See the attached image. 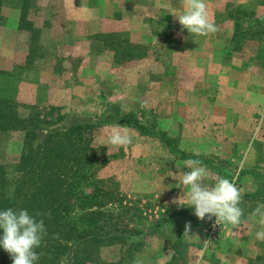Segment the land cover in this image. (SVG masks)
<instances>
[{"label": "rangeland", "instance_id": "obj_1", "mask_svg": "<svg viewBox=\"0 0 264 264\" xmlns=\"http://www.w3.org/2000/svg\"><path fill=\"white\" fill-rule=\"evenodd\" d=\"M17 3V0H9L0 10V71L16 73L13 80V95L20 105L19 116L26 117L31 107H39L42 116L48 114L51 108H56L60 111L59 115H66L70 123L80 120L94 124L95 129L90 136L93 144L99 147V161L107 162L99 172V178H112L120 184V191L125 195L126 204L132 207L137 215L134 227L144 234L132 238V241L142 239L144 242V247L136 255L133 264H151L152 238L160 239L163 243L161 252L169 250L176 255L172 264H202L209 258L216 263L227 251L223 238L229 225L217 245L204 251V235L210 220L207 216L200 220L194 215L193 208L179 205L176 198V195H182L186 189L180 182L184 172L189 169L181 166L182 168H177L175 173L169 171V176L174 179L171 181L168 196H159L158 190L152 193V181H157L161 174H166L165 167L174 163V160L179 164L182 159L194 158L184 154L186 150L182 149L180 137L172 139L167 136L168 132L162 125L168 119L165 115L167 112H162L164 117H160L158 108L150 107V102L144 107L142 106L144 103L141 104L137 100L134 93L141 86L134 77L129 76L130 68L137 66L140 69L138 74L144 78L142 82L149 85L144 89L145 92H151L152 84L156 81L160 82L162 91L174 92L177 87L170 78L176 79L177 82V78L184 79V84L178 88L182 96L186 91L192 92L198 83L195 78L196 71L178 69L173 66V61L181 63L184 60L185 54L182 49L196 46L197 36L192 37L182 27H172L162 22H148L144 24L149 27L153 38L144 42L143 37L133 33L125 23L123 24L118 9L106 5L102 10L105 19L104 31L98 40L103 43L106 50L112 52V64L109 68L102 66L88 69L85 66L88 65V59L70 52L71 47L80 42L83 36H76V32L73 33L72 28L63 21L59 0L51 1L46 8L37 0V6L32 9L29 20L34 27L43 29L39 43L32 45V50L33 48L39 50L43 58L29 64L26 60L30 47L28 34L19 33L17 30L19 20ZM233 7L229 5L227 10L232 11ZM235 17L239 19L233 25L237 37L229 44L230 48L241 51L244 42L251 41L262 51L264 23H248L240 21L242 19L240 16ZM221 24L215 22L218 29L222 28ZM253 35L255 37L252 38ZM202 56H206V53ZM259 56L263 59L262 54ZM16 66L23 67L18 70L19 73L14 71ZM7 82L3 78L0 79V87L6 86ZM177 93L179 94V91ZM178 107L182 109L185 106H177L176 115ZM167 108L165 106V109ZM129 115L133 117L130 118ZM115 123L130 130L132 136L130 145L115 147L107 142L111 125ZM61 125L60 123L56 127ZM140 126L142 129L137 128ZM21 139L19 133H14L6 136L0 143V165L6 167L10 178L17 176L15 165L20 157ZM235 153V156L231 157L234 161L222 162L223 172L228 171L230 176L227 177V173L221 175L219 173L216 174V178L231 179L232 175L242 173L243 169L239 162L243 160V156L241 152L238 155V152ZM201 161H207L211 169L210 177L215 174L214 170L219 167L215 161H211L210 158L205 160L202 158ZM259 173L264 178V167H259ZM156 184L161 190L168 191L165 189L166 184L162 185L159 182ZM172 195L175 197L173 200ZM180 202L185 204V200ZM184 206H187V202ZM186 214L191 216L184 218ZM187 225H190L188 229L190 236L184 234ZM248 250L257 257L247 264H264L263 241L255 243ZM102 259L104 264H128L127 260L122 258L120 246L103 249Z\"/></svg>", "mask_w": 264, "mask_h": 264}, {"label": "crops", "instance_id": "obj_2", "mask_svg": "<svg viewBox=\"0 0 264 264\" xmlns=\"http://www.w3.org/2000/svg\"><path fill=\"white\" fill-rule=\"evenodd\" d=\"M51 1L53 0H39L43 8ZM183 2L184 0H59L58 4L63 21L72 28L73 33L76 32V36H83L80 42L71 47L70 52L88 59V65H85L88 69H96L111 67L113 58L112 52L106 50L98 40L104 31L103 7L107 5L118 9L123 24L143 37L144 42H148L153 36L144 23L162 22L168 26L182 27L173 12L181 10ZM206 4L210 19L214 23L221 22L222 28H217L215 33L206 37L197 36L196 46L182 49L184 60L181 63L173 61V66L178 69L196 71L198 83L195 90L186 91L182 96L178 88L184 84V79L176 77L178 82L170 78L177 87L174 92L162 91L158 81L153 82L151 92H145L144 89L149 85L142 82L144 78L138 74L139 67L135 65L131 69L134 67L132 66L129 76L134 77L141 86L135 90L134 95L141 104L144 103L142 106L145 107L150 102V107L158 108L160 114L167 112L165 115L168 119L163 122V128L168 132L169 138L182 139V149L186 150L184 154L200 160L210 158L219 166L214 170L215 174L211 177L209 174L205 184H214L216 174L219 173L230 176L228 171L223 172L222 162L234 161L231 157L235 156V152H238L237 155L241 152L243 160L239 163L243 171L239 175L242 196L240 206L244 210V222L238 228L229 225L223 238L226 253L216 263L209 258L202 264H247L257 257L255 253L249 252L250 246L262 242L255 239L257 227L251 212L258 203H264V178L259 173V167H264V48L261 51L258 45L246 41L241 51H237L231 49L229 44L237 37L233 25L239 19L235 16H240V21L248 23H264V0H206ZM229 5L234 6L232 11L227 10ZM205 53L206 56H202ZM260 54L263 59H260ZM187 102L189 104H184ZM179 105L185 107H178L176 115ZM165 106L168 108L165 109ZM160 117H164V114ZM185 160L182 159L179 164L174 160V163L165 167L166 174L163 173L157 181H152V193L158 190L159 196H168L174 179L168 173H175L177 168H182ZM230 161L229 164H232ZM203 164L211 172L207 161ZM156 182L166 184L165 189L168 191L161 190ZM183 195L184 192L180 196L176 195L177 200ZM174 198L172 195L171 199ZM172 200L168 199L170 202ZM190 216L186 214L184 218ZM151 245V264H172L175 261L176 255L172 251L161 252L163 243L160 239L152 238ZM235 250L239 252L236 253ZM262 258L264 261V254Z\"/></svg>", "mask_w": 264, "mask_h": 264}, {"label": "trees", "instance_id": "obj_3", "mask_svg": "<svg viewBox=\"0 0 264 264\" xmlns=\"http://www.w3.org/2000/svg\"><path fill=\"white\" fill-rule=\"evenodd\" d=\"M36 1L17 0V30L28 34L29 64L43 58L39 50H32L43 29L29 20ZM7 2L0 0V10ZM22 68L16 66L14 71ZM15 75L0 71V79L8 81L0 87V143L14 133L22 136L17 176L10 178L0 165V209L42 214L38 218L44 220L47 235L37 249L39 264H60L63 257L68 264H104L102 250L112 246H120L122 258L133 264L144 242L132 238L144 234L134 227L137 215L126 204L120 184L99 178L107 162L99 161V147L90 136L94 124L70 123L56 108L42 116L39 107H31L26 117L19 116L20 105L13 95ZM0 264H12L2 249Z\"/></svg>", "mask_w": 264, "mask_h": 264}, {"label": "clouds", "instance_id": "obj_4", "mask_svg": "<svg viewBox=\"0 0 264 264\" xmlns=\"http://www.w3.org/2000/svg\"><path fill=\"white\" fill-rule=\"evenodd\" d=\"M182 29L192 36L206 37L217 31V26L210 19L206 0H184L181 10L174 11ZM107 142L115 147H124L132 143L130 130L115 123L111 125V132ZM184 166L189 169L183 174L180 182L186 191L178 204L194 209V215L200 220L207 216L209 220L215 217L218 225H231L238 228L243 222L244 210L241 205V190L236 184L225 177H218L214 184L207 185L205 180L209 176V169L199 159H187ZM187 202V206L181 203ZM41 213L30 214L27 209H0V249L7 252L12 264H39L41 248L47 228L43 219L38 218ZM251 216L255 219L257 230L255 239L264 241V203H258ZM186 226L184 234L189 235ZM190 236V235H189ZM60 264H68L67 257L60 260Z\"/></svg>", "mask_w": 264, "mask_h": 264}, {"label": "built area", "instance_id": "obj_5", "mask_svg": "<svg viewBox=\"0 0 264 264\" xmlns=\"http://www.w3.org/2000/svg\"><path fill=\"white\" fill-rule=\"evenodd\" d=\"M231 177L232 178L229 180L233 181L236 186L240 189L239 173L232 175ZM215 219L216 218L213 217L206 227L203 241L204 251L213 248L215 245H217L218 241L222 238L224 231L228 227V225L226 224H216Z\"/></svg>", "mask_w": 264, "mask_h": 264}]
</instances>
